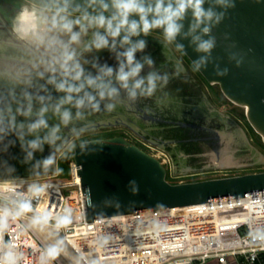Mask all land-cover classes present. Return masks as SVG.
I'll return each instance as SVG.
<instances>
[{
    "label": "clouds",
    "instance_id": "obj_1",
    "mask_svg": "<svg viewBox=\"0 0 264 264\" xmlns=\"http://www.w3.org/2000/svg\"><path fill=\"white\" fill-rule=\"evenodd\" d=\"M74 4L75 0H53L50 8L41 15L35 10L24 8L12 26V33L17 40L29 33L37 43L50 50L53 56L48 68L55 70L58 66L62 76L60 80L50 78L48 83L63 95L55 104H51V97L36 96L35 100L40 104L36 112L33 111L34 97L27 91L22 93L24 102L16 101L14 111L7 97L0 96V144L10 134H15L25 153V163L32 162L35 153H42L46 144L52 149L47 157L36 160L32 165L37 176L41 175V170L44 173L51 170L57 163L56 154L67 144L60 135L61 127L69 128L74 119H83L86 109L99 111L101 103L108 101L105 107L111 110L115 106L112 102L120 98L122 93L129 101L135 102L139 98L152 97L158 87L167 85L169 76L153 70L155 62L150 55L137 58V53H145L147 48V41L139 37H147L159 29L163 32L166 44L176 42L177 48L181 50L184 45L177 38L187 40L189 47L199 54L193 61V69L199 71L207 68L210 63H214L212 52L216 47V38L212 30L225 19L228 10L235 7V0H87L83 8L79 5L73 7ZM73 12L79 15L74 17ZM133 16L138 19H133ZM185 21L188 22L186 31ZM33 22L49 25L46 34L42 36L31 32L30 25ZM89 31L91 37L85 41L83 38L88 36ZM47 32L65 34L68 40L63 41L57 35L47 36ZM73 45H82V52L78 53ZM102 50L113 55L116 67L100 64L95 58L92 67L97 70L96 74L86 75L80 56ZM15 51L14 42L0 41V79L31 87L29 79L17 77V73L13 72L9 75L8 61ZM228 58L229 61H235L237 67L242 63V58H238L236 53L230 54ZM146 67L150 70L144 73ZM214 70L217 76L228 74V69H221L218 63H214ZM9 96L14 98V92L10 91ZM66 105L76 109L75 117ZM50 110L59 120L58 124L51 127L46 119ZM17 116L24 117V121L17 122ZM42 130H47L43 136L40 135ZM69 131L73 136L78 135L81 129L72 126ZM27 136L34 138L26 140ZM58 141L61 143L58 144ZM9 146H14V142L9 141L4 150ZM9 171L14 169L9 168ZM60 171L62 169H56L57 173ZM48 187L46 183L30 184L27 195H18L13 187L0 188V264H22L24 253L16 243L18 233L14 229L18 226L13 222L26 214H33L30 225L40 230H44L51 222H54L56 230L73 222L72 209H65L62 213L48 208L34 209L33 199L44 196ZM128 188L133 195L139 193V185L134 179L129 181ZM9 194L18 195V198L11 199ZM260 239H264V234H261ZM105 242L106 238H100L101 244ZM63 250L59 241L50 244L40 255V264H52ZM77 258L83 264H99L98 260H90L82 251Z\"/></svg>",
    "mask_w": 264,
    "mask_h": 264
},
{
    "label": "built area",
    "instance_id": "obj_2",
    "mask_svg": "<svg viewBox=\"0 0 264 264\" xmlns=\"http://www.w3.org/2000/svg\"><path fill=\"white\" fill-rule=\"evenodd\" d=\"M152 155L160 159L170 183L258 172L255 168L177 172L165 154ZM59 157L49 177L0 179V188L13 187L18 195H27L30 184L46 183V194L32 201L34 209L48 208L57 213L73 210V222L59 230L54 228V222L44 230L32 227L31 213L13 222L18 226L14 229L18 233L16 243L24 253L22 264H40L43 251L58 241L64 250L52 264H83L77 258L81 251L99 264H264V239H260L264 234V193L88 221L77 164L72 156L69 179L59 178ZM258 169L264 170V165ZM18 195L9 194L11 199ZM102 237L106 238L103 244Z\"/></svg>",
    "mask_w": 264,
    "mask_h": 264
},
{
    "label": "water",
    "instance_id": "obj_3",
    "mask_svg": "<svg viewBox=\"0 0 264 264\" xmlns=\"http://www.w3.org/2000/svg\"><path fill=\"white\" fill-rule=\"evenodd\" d=\"M86 3L87 0H75L73 7L79 5L83 8ZM132 18L138 19L136 16ZM187 24L185 21V31ZM212 35L216 38V47L212 52L214 63H218L221 69L227 68L228 74L217 76L214 63L199 72L222 99L246 115L249 124L264 140V0H235V7L229 9L225 19L213 28ZM177 40L184 45L182 52L193 64L199 54L189 47L187 40L179 37ZM232 53L242 58L239 67L235 61H229ZM9 141H13L11 136L0 144V179L35 175L33 169L27 168L25 156L11 153V146L4 150ZM254 153L260 156L256 165H264V153L258 150ZM73 159L81 177L83 194H86L88 221L264 193V170L170 183L161 161L123 135L81 141L74 147ZM9 168L14 171H9ZM133 179L139 185L137 195H133L128 188L129 181Z\"/></svg>",
    "mask_w": 264,
    "mask_h": 264
},
{
    "label": "flooded vegetation",
    "instance_id": "obj_4",
    "mask_svg": "<svg viewBox=\"0 0 264 264\" xmlns=\"http://www.w3.org/2000/svg\"><path fill=\"white\" fill-rule=\"evenodd\" d=\"M51 5L52 3L41 2L38 0H0V41H12L14 42L16 49V51L12 53L11 59L8 61L9 75H11L12 72L17 73V77L20 76L22 79H29L31 81V87H26L23 84L17 85L12 80L0 79V96L7 97L8 102L12 104L13 111L17 106L16 101L24 102L22 96L24 91L31 93L34 97V112L38 111L40 107V104L35 100L36 96L43 95L51 97V104H55L58 98L63 95V93L56 92L54 85L48 83L50 78L54 77L56 80H60L62 78L58 66H56L55 70H49L48 68V64L52 59L53 53L44 45L37 43L33 35L24 34V38L17 40L12 33L13 23L22 9L27 8L35 10L38 15H41L46 9L50 8ZM78 15V12H73L74 17ZM42 24L44 28L42 29V33L40 35L43 36L46 34V30L48 29L49 25L44 23ZM160 31L162 32V30ZM51 35H57L59 39L63 41L68 40V36L62 33L47 32V36ZM90 37L91 31H89L88 36L84 37L83 39L86 41L87 39H90ZM139 38L145 39L147 41V48L145 53H137V58L139 59L145 54L150 55L155 62V67L153 70L161 74H167L169 76L167 85L158 87L156 93L152 97L139 98L135 102L129 101L122 93L120 98H117L112 102L115 106L111 110H108L106 107H104L108 101L102 102L101 104L104 107L103 111L105 114H107V116H104V118L97 115L101 110L93 111L91 109H86L84 118L81 120L74 119L73 125L69 126V128L75 126L76 128L81 129L78 135L72 136L70 134L69 128H64L63 126L61 127L60 135L64 140L67 141V144H72L76 138L80 136V134H83L87 130H94L96 127L98 129L103 127L102 125L105 123V121L107 122L106 126H108L109 123H113L115 121L129 123V118L132 116V114H135V112V115L139 116L141 120L146 121L150 120L148 116L152 117L154 115H160L163 113L165 117L171 115L172 118L175 117V119H179L180 121L187 120L189 122H195V125H190L191 123L183 124L180 121H172V126H179L183 128L188 127L187 129L190 133L188 135L181 136L182 138L178 140L179 144L186 143L184 145L183 151L179 150L180 152L182 151L185 153L184 158L179 159L176 157V159H174L165 154L168 158L170 166L175 168L177 172H185L190 170L203 171L205 169L207 170L211 168H222L221 165L213 163L211 160V152L213 150L210 152L206 143H209L210 141L213 142L215 139H217L216 137L218 134L216 131H214V129L211 128L212 126L220 128L229 125L235 130L237 135L236 140L242 146L240 150H235L234 154L236 156H233V161L238 164L237 166L233 167V169L239 168V165H251L248 166V169L254 168L253 165L256 164L260 158V156L256 155L254 151L258 150L262 153H264V151L260 149L258 145H255L252 142L250 143L248 133L239 126L237 121H234L229 116L214 112L213 105L210 104L211 94L207 93L205 89L206 86L195 80L189 68L181 63L173 49V46H171V44H166L164 42V38L152 34H149L147 37L141 36ZM174 43L173 44L175 47L176 42ZM72 47L75 48L78 53L82 52V45H73ZM95 58H98V62L100 64L107 63L109 66L114 68L116 67V61L113 55L107 50L83 53V55L80 56V62L85 68L86 75L89 73L92 75L96 74L97 70L92 67ZM149 70L150 69L146 67L144 69V73L148 72ZM201 87L204 88V92L203 90H200ZM10 91L14 92V98L13 96H9ZM135 105L139 107V110L134 109ZM65 107L71 108L73 116L75 117L76 109L70 105H66ZM120 107H123L122 110ZM137 112L140 114L138 115ZM34 118L35 117L33 116V119ZM16 119L17 122H23L25 118L22 116H17ZM46 119L48 120L50 127L59 123L58 118L53 115L51 110L46 114ZM196 123H201L202 125H197ZM205 127L206 129H204ZM194 128L199 133H203L205 138L198 136L191 137V133H193V130H195ZM46 131L47 130H42L40 135L43 136ZM142 132H145V128L142 129ZM9 136L13 138L14 142V146H11V153L20 154L24 158L25 153L21 150L20 141L17 139L15 134H10ZM112 136H116V134L109 135V133H106L101 137L97 136L91 139L107 138ZM197 137L199 139H197ZM33 138L34 137L32 136H27L26 140ZM221 141L225 142L226 139H221ZM160 142L162 143L161 145H165L167 140H160ZM59 143L61 142L58 141V144ZM67 144H65L64 147ZM51 151L52 149L50 146L46 144L42 153L37 152L34 154V160L28 163L27 168L33 169L32 165L35 163V161L47 157ZM200 168H202V170H195Z\"/></svg>",
    "mask_w": 264,
    "mask_h": 264
},
{
    "label": "rangeland",
    "instance_id": "obj_5",
    "mask_svg": "<svg viewBox=\"0 0 264 264\" xmlns=\"http://www.w3.org/2000/svg\"><path fill=\"white\" fill-rule=\"evenodd\" d=\"M150 34L164 38L163 32H161L160 30H154ZM174 44L172 43L171 46H173V49H174L175 53L177 54L178 58L180 59L181 63H183L187 68H189V70L191 71V74L195 78V80L197 82L202 83L204 86H206L205 89H206L207 93L211 94V103L210 104L213 105V109H216L219 112L226 113V114L230 115L231 119H233L234 121H237V123H239V126L241 128H243L248 133L249 138H250V140H249L250 143L252 142L255 145H258L259 148L264 151V140L261 137V135L259 133H257L255 131V129L249 124V122L246 118V115L244 113L240 112L239 110H237L235 107H233L231 104L226 102L224 99H222L219 96V94L217 93L214 86L212 84H209L199 71H195L193 69L192 62L182 52L181 49H178L177 46L174 47ZM104 107L101 104V107H100L101 111L99 114H97L99 117L101 116L102 118H104V116H107V114H105L103 111ZM122 108L123 107H120L121 110H122ZM118 109H119V107H118ZM134 109L139 110V107L137 105H135ZM132 112H134V111H132ZM135 114H136V112H135ZM135 114H132V116L129 118L130 119L129 123H121L119 121H115L118 123H115V122L109 123V125L106 126L107 122L105 121V123H103V125H102L103 127H100L99 129L96 127V129H94V130H87L83 134H80V136H78L76 138V140L74 139L75 141L72 144H70V145L67 144L62 149V151H60L56 154L57 157L60 155L59 162L62 161V159L69 157L71 151H72L71 153L73 154L74 147H72V145L76 146L81 141H85V140H88V139H91V138L97 137V136L101 137V136L105 135L106 133L123 135L129 141L133 142L134 144L138 145L140 148H142L143 150H145L151 154H157V155L162 156V157L164 156V154H167L168 156H170L174 159H176V157H178L179 159L184 158L185 153H183L182 151H183L184 145L186 143L185 144H183V143L179 144L178 140L182 138L181 136H185V135L190 134L189 130L187 129L188 127L183 128V127H179V126L178 127L172 126V123H173L172 121L178 122L180 120L175 119V117L172 118L171 115L165 117V115H163V113L162 114L159 113L160 115H154L152 117L148 116L150 120H146V121L141 120L139 118V116H137ZM137 114L139 115L140 113L137 112ZM189 118H191V117H189ZM180 122H182L183 124L191 123L190 125H192V124L195 125V122H192V121L189 122L187 120H181ZM196 124L202 125L201 123H196ZM178 125H179V123H178ZM225 127L227 128V126H225ZM225 127L223 126V127H221V129H223ZM143 128H145V132H142ZM225 131H228V130H225ZM194 136L205 138V135L203 133H199L198 131H196V129L193 130V133H191V137H194ZM198 137H197V139H199ZM221 137H222V135H219V136L217 135V137H216L217 139H215L213 142L210 141L209 143H206L208 146L207 147L208 150H213V151L223 150L225 152L227 151L226 153L228 155H226V153H225V154H223V156L226 159H230V156L232 159H234V157H232V156L233 155L236 156L234 154L235 151H234V153H232L233 154L232 155L229 152L230 149L233 148V150H234L235 148H238L240 150L242 148V146L240 145V143H237V144L234 143V141H235L234 138L231 139L228 137L226 142H223V141H221ZM160 140H165V141L167 140V142L165 145H161L162 143L160 142ZM231 142H232V144H231ZM179 150H182V151L180 152ZM226 156H228V157H226ZM248 166H251V165H239V169H243V168L246 169V168H248ZM253 166H254L255 170H257V171H259L258 166L261 167V165H256V164H254ZM231 169H233V168H231ZM53 170L54 169H51L47 173H44L42 170L41 175H39V176L32 175V177H49L53 173ZM195 170H202V168L195 169ZM260 170L262 171V169H260ZM190 171H192V170H190ZM29 177H31V176H29ZM59 178H62L65 180L69 179V173H64L61 171L59 173Z\"/></svg>",
    "mask_w": 264,
    "mask_h": 264
},
{
    "label": "crops",
    "instance_id": "obj_6",
    "mask_svg": "<svg viewBox=\"0 0 264 264\" xmlns=\"http://www.w3.org/2000/svg\"><path fill=\"white\" fill-rule=\"evenodd\" d=\"M200 90H203V92H204V89H203V87H201V89ZM214 112L215 113H219V114H221V115H225V116H229L230 117V115H227L226 113H222V112H219L218 110H216V109H214ZM212 129H214V131H216L217 132V134H218V136L219 135H222V137H221V139H228V137L229 138H231V139H235V141H234V143H238L237 142V140H236V133H235V130L232 128V126H227V128L225 127V128H223V129H221V127L220 128H217V127H211ZM204 129H206V127L204 128ZM225 130H228V131H225ZM226 133V134H225ZM226 135V136H225ZM230 139V140H231ZM226 142V141H225ZM231 144H232V142H231ZM238 148H235L234 150H233V148L232 149H230V153L232 154V153H234V151L235 150H237ZM227 150V149H226ZM210 152H211V150H210ZM227 152V151H226ZM225 151H223V150H220V151H212L211 152V160L213 161V163H216V164H218V165H221V167L223 168H233V167H235V166H237V164L238 163H236V162H234L233 161V159L231 158V156H230V159H226L224 156H223V154H225L226 153ZM226 155H228L227 153H226ZM233 155V154H232ZM234 156V155H233ZM232 156V157H233ZM226 157H228V156H226Z\"/></svg>",
    "mask_w": 264,
    "mask_h": 264
},
{
    "label": "trees",
    "instance_id": "obj_7",
    "mask_svg": "<svg viewBox=\"0 0 264 264\" xmlns=\"http://www.w3.org/2000/svg\"><path fill=\"white\" fill-rule=\"evenodd\" d=\"M29 10L32 11L31 9H29ZM25 19L27 20L28 18L25 17ZM30 28H31V32L41 34L42 33V29L44 27H43V24L40 23V22H33L30 25ZM25 34L30 35L29 33H25ZM109 135H113V134L110 133ZM71 152H70L69 157H66L65 159H62V161L59 162V169H62V172H64V173H68V170H69L68 164H69V161L71 160V158L73 156V154Z\"/></svg>",
    "mask_w": 264,
    "mask_h": 264
}]
</instances>
